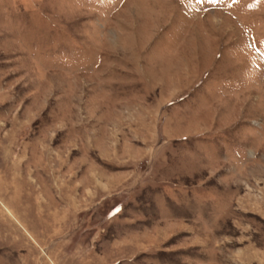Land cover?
<instances>
[{
	"label": "rangeland",
	"instance_id": "rangeland-1",
	"mask_svg": "<svg viewBox=\"0 0 264 264\" xmlns=\"http://www.w3.org/2000/svg\"><path fill=\"white\" fill-rule=\"evenodd\" d=\"M0 264H264V0H0Z\"/></svg>",
	"mask_w": 264,
	"mask_h": 264
}]
</instances>
